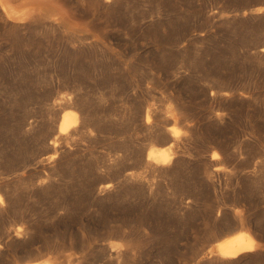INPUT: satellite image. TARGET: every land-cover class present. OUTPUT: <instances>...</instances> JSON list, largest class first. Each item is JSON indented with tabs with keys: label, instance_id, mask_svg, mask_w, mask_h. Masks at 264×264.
I'll return each mask as SVG.
<instances>
[{
	"label": "rangeland",
	"instance_id": "rangeland-1",
	"mask_svg": "<svg viewBox=\"0 0 264 264\" xmlns=\"http://www.w3.org/2000/svg\"><path fill=\"white\" fill-rule=\"evenodd\" d=\"M40 1H0V264H264V0Z\"/></svg>",
	"mask_w": 264,
	"mask_h": 264
},
{
	"label": "bare ground",
	"instance_id": "bare-ground-1",
	"mask_svg": "<svg viewBox=\"0 0 264 264\" xmlns=\"http://www.w3.org/2000/svg\"><path fill=\"white\" fill-rule=\"evenodd\" d=\"M0 1H1L2 9L4 10V12L6 14H8L9 17L17 18V19H23L24 12L20 13V11H19L17 13L16 10H13V6L10 2L11 0H0ZM22 1H23V6H24L23 8H28V7L36 4V2H38L40 0H22ZM53 5H55V4H53ZM57 7L61 8L59 5H57ZM54 9H55V7H54ZM55 11H56V9H55ZM57 11H58V9H57ZM59 13L62 14V12H59ZM64 14H65V12H64ZM64 16H63V18L67 19ZM58 17L61 18L60 15H58ZM72 19H74V18H72ZM79 27H80V24H79ZM73 28H74V26H73ZM89 31H91V30H89ZM77 32L80 33L79 31H77ZM87 33H88V30H87ZM77 119L78 118H77L76 114L65 113L62 116V119H61V122L59 125V132L58 133L60 135H67L68 136V134H70V132L73 130V128L76 127ZM149 119H150V117L148 116V120ZM172 137H173V139H176L177 135L172 133ZM54 143H56V141ZM173 145H174V143H171L170 148ZM218 156H219V154L217 152H215L213 155L214 158H218ZM148 159L151 160L156 165H166V164H169L171 161V154L169 153V151L150 148L149 152H148ZM254 247H255L254 246V238L251 236V234L241 232V233H237L236 235H233L232 237L223 239L222 241L218 242L214 247H211L209 249V252H210V254L216 253L224 259H231V258H237L246 252H250V251L254 250ZM28 264H50V260H46V261H43L40 263H28Z\"/></svg>",
	"mask_w": 264,
	"mask_h": 264
},
{
	"label": "trees",
	"instance_id": "trees-1",
	"mask_svg": "<svg viewBox=\"0 0 264 264\" xmlns=\"http://www.w3.org/2000/svg\"><path fill=\"white\" fill-rule=\"evenodd\" d=\"M240 86L246 85L243 80H240L238 82ZM244 83V84H242ZM43 205L40 207V211L37 212L35 216H33L30 219V228L37 234L42 235L48 231V229L45 227L46 221L52 217V215L55 213V204L51 203V200L47 202H43ZM46 207L45 211L43 210V207ZM68 218V217H67ZM80 224V216H73L70 221H68V224L65 226L66 228L76 227Z\"/></svg>",
	"mask_w": 264,
	"mask_h": 264
}]
</instances>
